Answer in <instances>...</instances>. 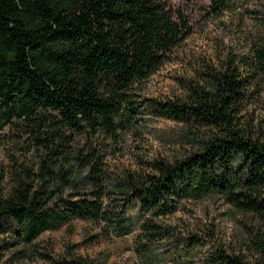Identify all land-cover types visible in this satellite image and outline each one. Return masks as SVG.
I'll use <instances>...</instances> for the list:
<instances>
[{
  "label": "trees",
  "instance_id": "1",
  "mask_svg": "<svg viewBox=\"0 0 264 264\" xmlns=\"http://www.w3.org/2000/svg\"><path fill=\"white\" fill-rule=\"evenodd\" d=\"M227 3L209 8L220 15ZM187 30L162 0H0V131L20 129L40 156L28 180L0 189V234L10 226L15 243L30 245L80 219L125 235L135 203L152 243L168 233L154 220L182 200L217 195L254 222L252 258L219 249L205 264H264V137L242 122L250 89L264 92V35L187 82L181 98L140 99V85ZM145 111L182 124L195 147L110 176L95 143ZM72 263L81 264H56Z\"/></svg>",
  "mask_w": 264,
  "mask_h": 264
},
{
  "label": "rangeland",
  "instance_id": "2",
  "mask_svg": "<svg viewBox=\"0 0 264 264\" xmlns=\"http://www.w3.org/2000/svg\"><path fill=\"white\" fill-rule=\"evenodd\" d=\"M162 2L173 14L182 15L188 30L159 69L140 85L136 91L140 99L181 98L187 82L198 81L207 68L219 70L227 57L246 54L250 43L264 35V0H228L220 15L211 12V0ZM249 92L242 122L264 137V92ZM189 138L182 124L145 111L118 137L99 138L95 146L104 154L105 169L115 177L143 171L156 157L182 156L195 147ZM39 157L34 142L20 129L0 131L1 191L9 192L19 177L28 180L26 173L36 171ZM71 192L67 188L62 195ZM125 216L130 230L125 235L103 224L75 219L42 233L30 245L15 243L9 226L0 234V264H56L72 259L81 264H205L219 249L252 258L254 222L217 195L182 200L177 211L154 220L168 233L152 243L141 229L144 215L135 203Z\"/></svg>",
  "mask_w": 264,
  "mask_h": 264
}]
</instances>
